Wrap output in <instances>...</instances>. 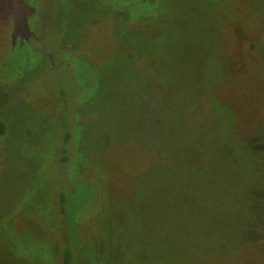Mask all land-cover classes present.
<instances>
[{
  "label": "rangeland",
  "instance_id": "374dc122",
  "mask_svg": "<svg viewBox=\"0 0 264 264\" xmlns=\"http://www.w3.org/2000/svg\"><path fill=\"white\" fill-rule=\"evenodd\" d=\"M258 39L264 0H0V264H264Z\"/></svg>",
  "mask_w": 264,
  "mask_h": 264
},
{
  "label": "trees",
  "instance_id": "16d2710c",
  "mask_svg": "<svg viewBox=\"0 0 264 264\" xmlns=\"http://www.w3.org/2000/svg\"><path fill=\"white\" fill-rule=\"evenodd\" d=\"M263 38V37H262ZM262 38H260V39H262ZM260 39H258V42H256L257 44H252L253 46H254V49L253 50H255L256 49V52L258 53V57L259 58H262L263 56H264V40L262 41V40H260ZM138 53L137 52H135V53H133L131 56L129 55V53H127V56H126V59L128 60V61H130V62H135L137 59H138V55H137ZM254 58V57H253ZM255 125H257L256 123H255ZM6 134V125L3 123V120H0V136H4ZM72 138V135L69 133L67 136H66V134H65V136H64V143L65 142H69L70 140L69 139H71ZM254 141V143H252V146L257 150V152L260 154V155H257V154H254L256 157H258V156H263L264 157V145L262 144V142L261 141H259V138L258 139H254L253 140ZM247 152H249L250 153V151H248V149H245ZM67 150L66 149H64V148H62L61 149V153L63 152V153H65ZM62 159L64 160V159H66V155L65 156H63L62 157ZM59 162H60V160H59ZM61 163V162H60ZM248 165L252 168V169H254L251 165H250V163L248 162ZM255 170V169H254ZM253 172V171H252ZM74 193V190H70V191H68V193L66 192V189H64V192L61 194V195H59V202H60V207H59V211H60V213H62L63 215H66L67 214V211H66V208H67V205H68V199L71 197V195ZM263 194H264V191H263ZM247 196L249 197V199L247 200L250 204H251V201H253V206H256V207H258L259 209H262L263 208V206H261V205H259L260 204V201H257V200H259L263 195L261 194L259 197H258V199H257V197H255L254 195H253V193L252 192H248L247 193ZM70 203V202H69ZM254 203L256 204V205H254ZM70 206H71V204H70ZM80 209V208H79ZM79 209H75L74 210V207L72 206V212H71V214H70V219H71V221L73 222L74 220H76V214L78 213V212H80L79 211ZM78 210V211H77ZM263 210V209H262ZM263 213H264V210H263ZM254 222V220L252 221V223ZM251 223V224H252ZM240 230V229H239ZM240 234H242V235H246L242 230L239 232ZM69 235H71L72 236V234L71 233H69ZM256 238H254V239H252V241L253 240H255ZM66 240H68V238L66 239ZM249 240V237L248 238H240V240H238L237 242H245V241H248ZM250 241H251V239H250ZM250 241H248L246 244H247V246H250L249 245V243H250ZM61 248V247H60ZM77 249H79V248H77L76 246H75V243L73 242V240H69L67 243H66V245L64 246V248L62 249L61 248V250H59L58 251V260H59V263L60 264H81V261H80V256H78V255H80L79 254V252L77 251ZM100 264H102V262H101V260H100ZM103 264H105V263H103Z\"/></svg>",
  "mask_w": 264,
  "mask_h": 264
},
{
  "label": "flooded vegetation",
  "instance_id": "af4514ba",
  "mask_svg": "<svg viewBox=\"0 0 264 264\" xmlns=\"http://www.w3.org/2000/svg\"><path fill=\"white\" fill-rule=\"evenodd\" d=\"M250 49H252V50H253V49H254V46H252V45H251V48H250ZM262 58H264V56H263Z\"/></svg>",
  "mask_w": 264,
  "mask_h": 264
}]
</instances>
